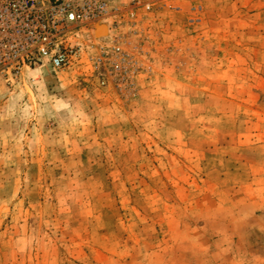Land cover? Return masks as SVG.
Here are the masks:
<instances>
[{
	"label": "rangeland",
	"instance_id": "rangeland-1",
	"mask_svg": "<svg viewBox=\"0 0 264 264\" xmlns=\"http://www.w3.org/2000/svg\"><path fill=\"white\" fill-rule=\"evenodd\" d=\"M148 2L0 79V264H264V0Z\"/></svg>",
	"mask_w": 264,
	"mask_h": 264
},
{
	"label": "built area",
	"instance_id": "built-area-1",
	"mask_svg": "<svg viewBox=\"0 0 264 264\" xmlns=\"http://www.w3.org/2000/svg\"><path fill=\"white\" fill-rule=\"evenodd\" d=\"M137 5L149 9L148 0H0V79L12 84L28 71L69 66L76 30Z\"/></svg>",
	"mask_w": 264,
	"mask_h": 264
},
{
	"label": "bare ground",
	"instance_id": "bare-ground-1",
	"mask_svg": "<svg viewBox=\"0 0 264 264\" xmlns=\"http://www.w3.org/2000/svg\"><path fill=\"white\" fill-rule=\"evenodd\" d=\"M100 32L101 33H104L105 35H108V31H107V28L106 27H101L100 28Z\"/></svg>",
	"mask_w": 264,
	"mask_h": 264
}]
</instances>
